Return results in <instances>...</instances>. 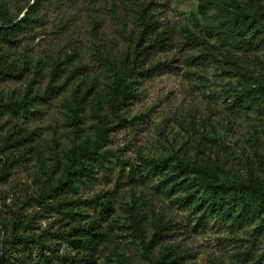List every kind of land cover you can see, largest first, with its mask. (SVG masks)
Instances as JSON below:
<instances>
[{"label":"rangeland","instance_id":"obj_1","mask_svg":"<svg viewBox=\"0 0 264 264\" xmlns=\"http://www.w3.org/2000/svg\"><path fill=\"white\" fill-rule=\"evenodd\" d=\"M142 3L157 31H163L160 42L153 43V34L140 35ZM199 3L44 0L35 5L34 0H0V10L14 22L31 6L35 9L15 41L1 40L8 60L25 70L16 78L0 77V245L12 234L40 241L30 252L14 250L17 264H48L38 255L50 256L48 248L75 254L60 236L72 217L67 210L53 209L56 198L40 203L38 195L46 177L55 184L69 163L70 149L95 140L103 127L92 105L104 96L111 77L99 55H132L140 37V48L152 45L144 59L147 71L133 84L135 98L118 113L101 99L108 119L106 139L95 155H82L90 171L60 195L71 202L75 223L97 220L100 225L103 236L93 264H149V257L174 251L182 256L178 264H264V209L255 219L238 207L231 217L213 215L202 222V211L183 199L189 192H201L196 176L190 173L182 185L171 187V166L153 171L144 164L146 158L179 151L200 164L208 161L218 181L264 186V95L249 108L237 111L234 106L246 101L239 91L264 77V20L259 30L229 31L221 41L219 30L224 28L207 29L219 18L216 9L211 6L203 17ZM191 33L217 48L204 50ZM56 62L61 71L52 77ZM76 87L86 95L77 131L69 108ZM16 101H28L26 109L7 105ZM14 125L31 132L22 145L5 140ZM23 148H31L25 159L19 156ZM3 164L9 166L6 175ZM102 204L107 211H101ZM17 207L27 216V225L14 224ZM133 216L141 220L147 245L133 226Z\"/></svg>","mask_w":264,"mask_h":264},{"label":"trees","instance_id":"obj_2","mask_svg":"<svg viewBox=\"0 0 264 264\" xmlns=\"http://www.w3.org/2000/svg\"><path fill=\"white\" fill-rule=\"evenodd\" d=\"M44 0H34V4H38ZM213 6L216 9L218 20L209 24L207 29H225L219 30L222 35L218 36L219 40H224L226 33L229 31H241L245 28L253 26L256 30L262 27L264 20V5L259 3V0H249L245 4L237 0H200L199 13L205 17L207 10ZM35 13V9L31 6L24 16L18 21L14 22L6 13L5 10H0V77H12L16 78L23 74L25 66L18 65L13 60H8L7 54L1 46V40L6 42L15 41V33L26 29L28 27V21H31L32 14ZM139 19L141 20L143 35H155L154 42H160L164 39L162 36L163 31H157V22L149 14L147 6L144 3L138 12ZM192 38L196 43L201 45L204 50L209 52L217 47L214 44H210L206 39L191 33ZM140 40V41H139ZM136 49L132 55H126L119 58L110 56L109 54L99 55L98 61L100 65L109 73L111 79L105 86L104 96L98 97L97 101L93 103L95 117L102 124V129L99 132L97 138L92 142L87 140L80 144L75 145L69 152V163L66 164L60 176L53 182L50 177H46L43 181L42 190L38 195L39 202L45 203L44 200L48 198H56L57 202L53 209L67 210L70 217H72L69 228L60 233L62 239L68 241L75 254H58L55 249L48 248L51 253L50 256L43 252H38L43 263L48 264H93L95 262V249L98 243L102 240V232L99 230L100 225L97 220H90L87 224L79 225L75 223L73 218L76 213L71 212L69 205L71 202L62 199L60 195L66 191L75 187V184L83 176L84 172H89V165L82 159V155H95L96 148L102 141L106 139L108 128V119L103 113L102 102L109 105V107L115 113L130 103L131 99L135 98L136 92L135 84L140 76H142L147 69L143 68L145 56L148 54V49L152 45L150 42L148 45L139 47L141 45V37L139 38ZM61 71L60 62L54 63L51 76L53 77L57 72ZM50 89V85L48 86ZM238 97H245L246 101H237V111L241 109L249 108L253 105L259 104L261 97L264 95V77L259 79L257 85L250 87L246 90L238 92ZM86 98L85 94H80L79 87H76L72 91V101L69 106L71 111L72 125L75 131L79 129L80 115L79 112L82 109V104ZM32 99V98H31ZM2 100L0 97V106ZM28 101H16L8 103L7 105L15 108L25 110ZM31 135V132H26L21 126L14 125L5 140L11 142L13 145H22V142ZM31 148H23L19 156L25 159L26 152ZM197 159L186 158V155H181L179 151L172 153L169 156L162 158H146L144 159L145 167L149 170H162L171 166L173 177L170 180L172 182L171 187L175 185H182L183 180L186 179L188 174H194L198 179V186L200 191L189 192L184 196V200L192 203L194 207L202 211L198 219L202 222L206 217L213 215L231 217L236 208H242V213L247 218H259L261 211L264 209V186L261 184H255L252 182H246L239 180L236 182H222L215 178L213 171L211 170V164L208 161L203 163L196 162ZM2 172L6 175L9 172V166L2 165ZM183 176V179L178 181L179 177ZM48 207V204H43L42 208ZM108 206L102 204L101 211H107ZM241 212V211H240ZM14 224L27 225L24 218L25 216L19 207L14 210ZM31 218L27 219L29 222ZM133 226L136 228L139 238L144 245L143 229L141 228V220L133 216ZM161 227L159 226L158 232L160 233ZM157 232V233H158ZM151 241V240H150ZM149 241V242H150ZM5 246L0 245V264H17L16 257L12 252L22 251L30 252L33 244H40L38 238L34 236H23L12 234L7 238ZM146 247V246H145ZM182 256L179 252L162 253L157 257H149V264H178L179 259Z\"/></svg>","mask_w":264,"mask_h":264}]
</instances>
